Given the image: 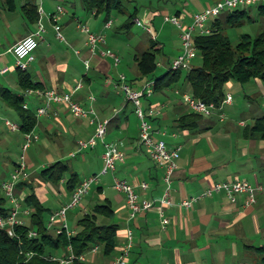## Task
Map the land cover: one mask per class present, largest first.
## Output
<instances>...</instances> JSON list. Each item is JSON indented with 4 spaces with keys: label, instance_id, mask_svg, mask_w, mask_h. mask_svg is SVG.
Segmentation results:
<instances>
[{
    "label": "crops",
    "instance_id": "crops-1",
    "mask_svg": "<svg viewBox=\"0 0 264 264\" xmlns=\"http://www.w3.org/2000/svg\"><path fill=\"white\" fill-rule=\"evenodd\" d=\"M121 1V13L106 19L104 15L87 13L80 0H0V198H3L2 184L10 179L22 155L29 178L27 187L18 191L20 199L23 201L34 194L43 206L49 208V216L66 205L71 195L66 192L64 181L58 186L45 183L40 177L44 169L57 162H64L71 168L65 158L76 159L85 174L81 179L78 177L81 183L100 175L103 168L102 141H98L93 149L72 156L78 141L94 136L96 125L74 117L64 106H54L48 116H37L36 110L43 106L42 98L36 93L24 94L21 75L38 84L42 91L70 92L80 84L81 88L73 94L74 100L85 108L92 106L100 119L109 120L104 142L116 145L124 155V160L117 164L112 174L113 178L135 186L141 200H159L164 195L166 186L162 170L139 142V120L133 106L126 102L119 82L123 76L128 86L140 90L149 81L138 78L134 64L135 56L148 50L144 49L142 39L130 35V26H126L128 20L122 23L120 17L135 13L134 21L140 20L151 29L152 34L146 33L157 45L158 56H163L157 64L159 69L160 64H171L182 51L181 33L174 26L177 33L175 43L179 42V49L172 51L171 58L164 53V44L171 41L167 34L174 33L165 24V18L176 16L184 25H189L194 14L222 0ZM129 5L134 8L132 13L127 9ZM28 6L35 8L36 13H28ZM39 8L43 10L41 15ZM58 8L62 13H58ZM139 15L142 19L138 18ZM54 16L57 22L53 20ZM159 16L165 23L158 20ZM39 22L44 26L42 40L33 54L34 60L23 72L19 70L11 49L34 34ZM55 25L61 28L63 42L57 39ZM81 26L93 34L104 35L106 44L92 52L86 45L87 36L80 31ZM122 43H126L128 49ZM101 50L115 53L119 64L116 66L113 59L103 57ZM122 63H128L126 71L122 69ZM253 83L258 92L252 97L244 94L247 106L239 113L238 110L234 112L233 98L236 89L240 88L229 83L226 96H231V102L198 122L186 119L182 122L183 128L179 127L178 120L191 111L174 95L188 93L167 90L153 93L143 101L144 109L159 106L162 110L152 125L155 130L165 132V136L156 135L155 139L165 140L168 148H180L178 169L170 190L174 205L163 208L170 223L166 230L161 228L157 208L131 219L125 196L115 191L113 182L99 179L96 184L100 192L96 203L107 199L115 212L112 223L117 226L116 246L110 256H104L100 249L87 253L84 264H112L121 255L129 230L133 234V247L125 264L260 263L253 248L264 247V190L257 195L256 204L249 207L245 205V196H238L232 203L224 194L204 198L189 210L179 206L181 201L199 196L222 182L245 181L264 188V138L253 131L255 121L264 119V86L259 80ZM17 96L24 98L27 110L36 118L29 135L19 129L13 131L7 125L10 122L19 127L20 122H24L11 106V99ZM27 136L31 137V144L23 152ZM89 170H92L91 174L86 172ZM141 183H146L148 188L144 191L138 189ZM89 209L82 206L80 214ZM72 212L67 220L76 224L80 217ZM75 228L76 225L69 230L74 232ZM62 257L64 253L57 254V258Z\"/></svg>",
    "mask_w": 264,
    "mask_h": 264
},
{
    "label": "trees",
    "instance_id": "trees-1",
    "mask_svg": "<svg viewBox=\"0 0 264 264\" xmlns=\"http://www.w3.org/2000/svg\"><path fill=\"white\" fill-rule=\"evenodd\" d=\"M80 2L87 13L104 15L106 19L122 11L121 0H80ZM27 11L36 13V9L29 6ZM252 11L264 23L263 0L256 6L222 13L210 22L211 34L209 35L194 34L196 59L200 60V64L197 67L192 65L188 71H173L170 68L161 77H157L159 50H157V45L153 44L150 50L134 58L138 78L147 79L148 82L154 81L155 94L178 89L181 93H188L195 99L207 105H213L217 109L222 107L227 97L226 87L229 83H235L241 87L255 80L264 83V32L258 33L255 37L242 34L238 37L237 43H234L228 35L229 30L242 28L252 23ZM135 16L134 13L128 17L126 26L133 23ZM21 86L23 92L42 91L38 84L29 82L24 75H21ZM11 100V106L24 121L20 122L19 130L29 135L36 123L35 115L23 109L24 98L22 96L13 97ZM203 117L191 112L178 120L179 127H184L182 122L186 119L198 122ZM253 131L264 138V119L255 121ZM40 177L45 183L53 186H58L63 181L66 182V192L71 196L82 183H79L77 174L72 172L64 162H57L44 169ZM26 187V182L21 181L16 186L17 192ZM99 192L97 189V193ZM6 202L4 197L0 198V217L9 215L11 208L6 207ZM23 202V208L30 211L27 218L28 223L15 228L16 237H10L5 230H0V264H60L54 259L60 253H64V257L67 256L68 249H71L77 257L85 256L97 247L104 256H110L114 252L117 226L112 223L115 212L107 199L97 202L83 214L70 236L65 230L56 234L54 228L48 229L50 210L43 206L34 194L27 196ZM31 231L36 233L34 238L29 237ZM253 249L259 258V264H264V247ZM72 264L84 263L76 260Z\"/></svg>",
    "mask_w": 264,
    "mask_h": 264
},
{
    "label": "built area",
    "instance_id": "built-area-1",
    "mask_svg": "<svg viewBox=\"0 0 264 264\" xmlns=\"http://www.w3.org/2000/svg\"><path fill=\"white\" fill-rule=\"evenodd\" d=\"M263 0H222L215 3L213 6L205 8L202 12L196 13L192 17V22L189 25H184L183 22L176 16L166 17L165 22L175 26L180 30V39L182 45L181 53L171 62L170 68L173 71H188L192 67L193 61L197 57V50L193 43V35L200 33L202 35L211 34L209 28L210 22L219 17L222 13L227 11H234L240 8H248L260 4ZM58 13H62L61 8H58ZM39 14H43L42 8H39ZM53 20L57 22L56 17ZM134 23L141 28H144L148 34H152L151 29L144 26L140 20H135ZM111 22L107 25L109 27ZM57 39L61 42L64 41V37L61 34V28L58 25L54 27ZM80 31L87 36L86 45L89 49L94 52L100 46L106 44V38L104 35H96L89 31L85 26L80 27ZM44 32V26L39 22L38 30L19 41L12 49L11 52L16 58L17 66L19 70L26 71L29 63L34 60V52L39 46L42 40V34ZM155 40V37L152 36ZM100 54L103 57H109L113 59L117 66L120 62L118 56L111 50H101ZM88 68V64H86ZM120 89L127 103L131 104L134 108V113L139 120V142L148 151L150 159L154 164L162 170L163 183L166 186L164 195L159 200H146L140 199V195L137 192V188L124 180H120L116 177L113 179V188L116 192L123 194L126 198V205L129 210V217L134 219L140 214L149 212L155 208L158 209L160 225L163 230L168 228L170 220L166 217L163 208H168L174 205L173 200L170 197L171 184L173 176L178 169L177 161L180 157V148H168L166 142L162 139L156 140L155 136H165V132L155 130L152 125V120L156 119L161 115V107L149 106L147 109L143 107V101L150 98L154 93L155 82H147L140 90H134L125 83V77L121 76ZM81 85L78 84L74 90L70 92L61 93L57 90L50 89L46 91L28 90L24 94L30 95L36 93L42 98L43 106L36 110L37 116H48L54 106H64L68 111L76 118L88 120L90 124L96 125V131L92 138L88 140H80L77 143L78 152L93 149L98 141H102L104 147L103 153V169L100 175L92 176L82 181L78 188L74 191L70 201L60 208L58 211L52 213L48 219V229H55L56 234H60L63 230L66 231L67 235L73 234L67 225V214L69 211L76 208L82 199L89 193L90 188L96 184L101 176H105L109 173L114 174L116 166L119 162L124 160L123 153L114 144L104 142V137L107 134V127L109 120L100 119L97 116L96 111L92 106L87 108L80 105L73 98L75 91L79 90ZM185 101V105L188 106L190 111L195 114L202 115L204 117L212 116L217 110L213 105H207L201 100H197L189 94L182 96ZM93 101V99H91ZM231 96H227L224 103L231 102ZM23 109L27 110L26 104L23 105ZM7 125L13 131L19 129L18 126L7 122ZM31 144V137H26V142L23 146V152H25ZM78 153H73L74 157ZM29 178L27 172V163L24 155H22L15 166V170L11 175L10 179L5 181L1 188L5 197L10 202V212L7 217H0V230H5L10 237H16L15 228L17 226H25V219L29 217L30 211L23 208L22 201L17 192V184L21 181L26 182ZM148 188L146 183H141L138 189L144 191ZM264 190L262 186H252L245 181H230L222 182L213 185L207 189L204 193L199 196L185 199L179 203V206L183 209L189 210L197 202L204 198H210L214 194H224L227 199L234 203L236 198L240 195L246 197L245 205L247 207L253 206L257 202V195ZM57 226V227H56ZM36 233L29 232V237L34 238ZM133 247V234L129 230L127 234V242L121 253V255L112 262V264H125L129 257L130 251ZM99 248H94L92 252H97ZM69 254L62 258H55L60 264H72L74 261L79 260L80 262L85 261V256H75L71 249H68Z\"/></svg>",
    "mask_w": 264,
    "mask_h": 264
},
{
    "label": "rangeland",
    "instance_id": "rangeland-1",
    "mask_svg": "<svg viewBox=\"0 0 264 264\" xmlns=\"http://www.w3.org/2000/svg\"><path fill=\"white\" fill-rule=\"evenodd\" d=\"M128 11L132 13V11L134 10L133 7H131L129 5V7H127ZM252 20L253 22L250 23V24H246L245 26H243L242 28H238V29H232V30H229L228 32V35L232 38V40L234 41V43H237L238 42V37L241 36L242 34H248L250 35L251 37H255L258 33L260 32H264V23L262 22L261 19L258 18L257 14L252 11ZM139 19H142V16H138ZM120 20L122 21V23H125L127 20H128V17L127 16H123V17H120ZM158 20L163 23L164 22V18L162 16H159L158 17ZM165 23V22H164ZM120 23H116L117 26H120L119 25ZM167 24V26H169L170 30H172L173 32L177 29H174V26L172 27L171 24L169 23H165ZM136 35L139 37V39H142V42L144 43V46H145V50H150L151 47L153 46V44H155V42H152L149 37L150 35H148L146 33V30L144 28H141V27H138L135 23L134 24H131L130 25V35ZM176 34L177 33H172V34H167L168 38H170L171 41H168L166 42L164 45L165 47V50H164V53L167 55V57L169 56L170 58L172 57L171 56V53L172 51H175L179 49V42L177 41L175 43V40L176 39ZM159 42H161L159 40ZM123 44V43H122ZM124 48L125 49H128V46L125 44H123ZM132 51V49H131ZM130 51V53H131ZM162 54H160L159 56H157V64L160 63V60L162 59ZM128 63H122L121 67L124 71H126V69L129 67L127 66ZM200 64V60L199 59H196L192 65L197 67L198 65ZM170 69V64H167V63H164L163 65L160 64V68L158 69L157 71V74L156 76L159 77L162 73H165L167 72L168 70ZM125 74V72H123ZM235 84V83H233ZM254 83H250L248 85H246L245 87H241L239 86L238 84H235V88H240L239 90L236 89V93L234 92V112H236L238 110V113L240 110H242L245 106H247L246 104V101H245V98H244V94L247 95V96H250L252 97L254 93L258 92V90L255 88V86H253ZM263 86H264V83H262ZM168 97L171 98V95H167ZM176 99L181 102V103H184L185 104V101H184V98L182 97V95H179V96H176ZM190 110V109H189ZM230 111V110H229ZM162 112V110H161ZM165 141V140H164ZM74 153H79L78 152V148H76L75 152ZM65 161L68 162L71 166V169L74 170V172H76L79 176V179H81L85 174L81 171V168H79L80 164L78 163V160H74V159H69V158H65ZM103 169V168H102ZM102 171V170H101ZM87 173L91 174L92 170L90 171H86ZM102 178V179H101ZM113 175L112 173H109L107 175H105L104 177H100V180L101 181H105L107 180L108 183L110 182H113ZM1 195V194H0ZM98 193H97V184H94L90 190H89V193L82 199V201L80 202V204L74 208L73 210L69 211L70 213L72 212V214L75 216L78 214L79 217H81L83 214H80L81 213V207L84 206V207H89L90 209L95 205L96 203V199L98 198ZM3 197L7 200L6 202V206L10 208V202L9 200L5 197L4 193H3ZM81 205V207H80ZM69 212L67 214V218H68V215H69ZM27 223H28V219L25 220ZM67 225H68V228L71 230L73 229V227H75V223L71 224V222H69L67 220Z\"/></svg>",
    "mask_w": 264,
    "mask_h": 264
}]
</instances>
